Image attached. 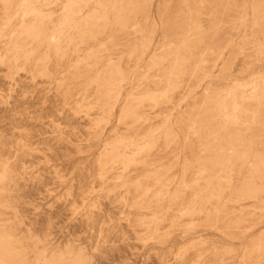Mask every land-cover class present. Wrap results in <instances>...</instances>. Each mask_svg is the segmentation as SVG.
Wrapping results in <instances>:
<instances>
[{"label":"rangeland","instance_id":"374dc122","mask_svg":"<svg viewBox=\"0 0 264 264\" xmlns=\"http://www.w3.org/2000/svg\"><path fill=\"white\" fill-rule=\"evenodd\" d=\"M0 264H264V0H0Z\"/></svg>","mask_w":264,"mask_h":264}]
</instances>
